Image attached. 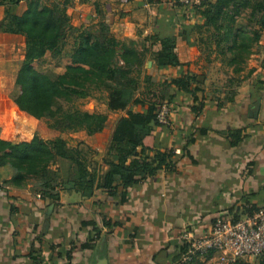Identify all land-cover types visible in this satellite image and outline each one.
<instances>
[{"label": "crops", "instance_id": "obj_1", "mask_svg": "<svg viewBox=\"0 0 264 264\" xmlns=\"http://www.w3.org/2000/svg\"><path fill=\"white\" fill-rule=\"evenodd\" d=\"M101 2L111 9L94 19L107 21L118 38L142 44L148 35L187 31L178 38V51L188 64L171 68L149 59L154 65L148 69L168 77L194 75L199 100L182 91L167 104L170 123L155 125L157 143L149 154L172 152L171 166L129 187L124 202L118 196L98 209L80 193L62 192L47 205L36 190L7 183L14 171L0 166V264H96L103 257L109 264H173L186 227L205 235L217 218H242L247 205H264V37L239 75L243 81L235 101L221 106L233 69L214 49L203 48L200 32H194L200 24L194 7H180L175 0ZM75 4L79 8L81 0ZM3 15L0 6V20ZM11 35L17 34L0 32L6 40ZM10 45L14 54L19 46ZM232 134L241 137L238 145H231ZM103 157L94 159L105 171ZM103 216L120 224L110 231ZM90 220L101 229L98 238L93 225H83ZM93 238V249L81 247ZM244 259L258 264L261 258ZM201 260L227 264L213 252Z\"/></svg>", "mask_w": 264, "mask_h": 264}, {"label": "trees", "instance_id": "obj_2", "mask_svg": "<svg viewBox=\"0 0 264 264\" xmlns=\"http://www.w3.org/2000/svg\"><path fill=\"white\" fill-rule=\"evenodd\" d=\"M74 5L75 0H0L4 7L0 32L22 35L26 42L13 93L7 97L0 92V119L4 118L0 122V166L14 171L7 183L36 190L47 205L58 201L62 192H77L100 209L118 196L124 202L129 187L157 174L164 165L171 166L172 152L149 154L157 143L154 127L159 125L158 114L164 103L182 91L197 103L200 88H192L196 77L190 73L168 77L146 67L149 59L171 68L188 64L178 51V38H184L186 30L148 35L141 44L116 37L103 19L99 34L87 26H74L69 13ZM194 8L200 19L194 32H200L203 48L214 49L217 59L233 69L220 105L234 102L243 81L239 75L264 37V0H204ZM79 9L90 21L111 6L100 0H81ZM157 45L159 50H155ZM51 59L66 62L53 70ZM97 92L106 94L109 111L125 112L117 119L108 143L105 163L109 168L105 171L86 143L71 146L61 135L46 138L28 123L32 118L60 133L85 131L100 140L108 113L78 105L79 100ZM202 108L201 102L194 111L199 113ZM240 141V136L232 134L231 145ZM120 186L123 191H119ZM258 208L247 205L244 213L252 214ZM103 223L110 231L120 224L107 216H103ZM83 225H93L95 238L100 236L94 220ZM94 240L81 247L93 249ZM185 249L183 244L173 264ZM201 257L185 264H203ZM260 258L258 264H264V255ZM234 264L251 263L239 258Z\"/></svg>", "mask_w": 264, "mask_h": 264}, {"label": "built area", "instance_id": "obj_3", "mask_svg": "<svg viewBox=\"0 0 264 264\" xmlns=\"http://www.w3.org/2000/svg\"><path fill=\"white\" fill-rule=\"evenodd\" d=\"M204 0H178L183 7L198 5ZM169 107L161 106L158 114L159 124L168 125ZM186 245L185 251L176 264H185L195 256H204L210 252L219 253L221 260L234 264L239 258L260 257L264 255V205L254 213L233 220L217 218L209 233L196 235L186 227L181 234Z\"/></svg>", "mask_w": 264, "mask_h": 264}, {"label": "rangeland", "instance_id": "obj_4", "mask_svg": "<svg viewBox=\"0 0 264 264\" xmlns=\"http://www.w3.org/2000/svg\"><path fill=\"white\" fill-rule=\"evenodd\" d=\"M104 1V0H100ZM76 5V4H75ZM71 6L69 8V13L72 16V23L74 26H87L92 29L96 33H100V20H90L88 21L86 18V14L80 11L76 6ZM194 7V6H193ZM78 8V9H77ZM12 38L10 40H6L0 37V92L7 97H10L13 93L15 87V79L18 73V70L22 64V61L25 57V37L22 35H11ZM9 43H8V42ZM10 44H17L19 46L14 54ZM11 55L13 56L10 59ZM52 69L58 70L64 63L66 59H62L60 61H54L51 59ZM154 64H146L147 68H151ZM151 70V69H150ZM14 84V85H13ZM78 105L89 111H99L108 113L109 119L108 123L104 131L100 134V140H97L94 136L88 135L86 132L78 131V132H63L60 133L54 129L48 128L45 124L34 120L29 119L28 123L32 126V128L40 133L42 136L46 138H53L58 135H61L65 139L68 140L69 145L75 146L78 142H84L93 150V158L95 156L99 157L100 155H104L102 164L105 163V159L107 158V143L111 138L112 130L117 122V119L123 115L125 112H112L109 111L106 104V94L97 92L95 96L89 97L86 99H82L78 101ZM134 108H139L134 106ZM4 118L0 119L2 123ZM104 145V146H103ZM104 147V148H103ZM104 153V154H103ZM32 189V188H31ZM217 220V219H216Z\"/></svg>", "mask_w": 264, "mask_h": 264}, {"label": "water", "instance_id": "obj_5", "mask_svg": "<svg viewBox=\"0 0 264 264\" xmlns=\"http://www.w3.org/2000/svg\"><path fill=\"white\" fill-rule=\"evenodd\" d=\"M148 64H152V61H149ZM96 264H109L106 257L100 258Z\"/></svg>", "mask_w": 264, "mask_h": 264}]
</instances>
